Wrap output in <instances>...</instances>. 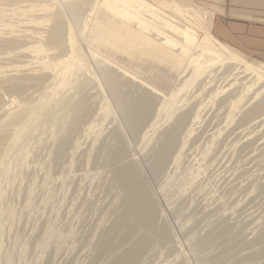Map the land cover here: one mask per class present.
<instances>
[{
	"label": "rangeland",
	"instance_id": "rangeland-1",
	"mask_svg": "<svg viewBox=\"0 0 264 264\" xmlns=\"http://www.w3.org/2000/svg\"><path fill=\"white\" fill-rule=\"evenodd\" d=\"M91 1L35 0L14 36L0 15L24 37L0 70L27 77L0 82V264H264V79L197 50L209 15L178 49Z\"/></svg>",
	"mask_w": 264,
	"mask_h": 264
},
{
	"label": "bare ground",
	"instance_id": "bare-ground-1",
	"mask_svg": "<svg viewBox=\"0 0 264 264\" xmlns=\"http://www.w3.org/2000/svg\"><path fill=\"white\" fill-rule=\"evenodd\" d=\"M28 2H25V4L27 5L29 3V0H27ZM31 1V0H30ZM44 1V0H43ZM46 1V0H45ZM63 1V6L64 8L66 9V11L71 15V13L73 14V16L75 14H79V11L82 10V8L85 6V9L87 7V4L91 3L92 1L90 0H62ZM78 1V2H77ZM88 1V3H87ZM153 2V5L150 4L149 2ZM8 2H12V0H0V15H2V19H5L6 21L5 22H8V25L6 26H9V28H6L7 30H4V35H9V36H14L16 35L17 33H19V31L23 28L25 29L26 26H24V23H27V22H40V21H43L44 18H39L37 17L36 15L38 16H43L44 14H42L45 10H46V7L45 10L44 8L42 9L40 7V10H44L42 13L40 14H37V13H34L35 16H31L30 18V15L31 13L33 14V11H38V8L37 5L38 4H41L42 6L44 4H42V0L39 1L37 0V5H34V6H31L33 4H35V0H33L31 3V5L29 6V4L25 6H23L21 3H24V1H20V2H14L13 4H15V6L19 3L20 4V7H14L12 5V3L8 4ZM41 2V3H39ZM148 2V3H147ZM146 1H143V0H107L104 2V9L107 10V12L111 13H115V15L117 14H121V16H124L126 17L125 19H127L129 21L132 22V20H134L136 22L137 25H135V22L132 23L134 25H132L133 27L134 26H143L145 24H150L152 26V28H154L158 34V36L160 37L159 39L161 41L164 40V44L165 42H171V43H174L176 44V47L177 45H179L180 48L178 49H189V47H191L194 43V38H192V34H191V29H198L200 27H203L205 26L204 24L202 25L201 22L204 21L206 18H208V15H209V20H211V14L207 13L206 11H201V9L199 7H197L195 4H193L190 0H147ZM43 3H46V2H43ZM52 3L53 0H52ZM18 4V5H19ZM10 5H12L13 7H11ZM22 5V6H21ZM48 6L47 9L50 8L49 4L46 5ZM90 6V4L88 5V7ZM91 7H89L90 9ZM102 8V9H103ZM48 11V10H47ZM52 13H50L51 15L53 14H56L55 13V8H54V4L52 5ZM101 11V9H100ZM102 11H105V10H102ZM28 12V14H27ZM47 13V12H46ZM80 13H82L80 11ZM101 13V14H99ZM98 15H101L100 17L104 16L105 17V13L103 12H99ZM102 13L104 15H102ZM30 14V15H29ZM48 14V13H47ZM48 14V15H50ZM27 15V16H26ZM48 15L44 16V17H47ZM41 16V17H42ZM109 16V15H107ZM1 17V16H0ZM4 17V18H3ZM37 17V18H35ZM50 17V16H48ZM103 17V18H104ZM146 17V18H145ZM102 18V19H103ZM107 18V17H105ZM99 21L98 23H102V24H99V26L102 27V25H105L104 21L102 22L100 20V18L98 17ZM111 19V18H110ZM118 19V18H117ZM119 19H122L124 20V18H119ZM109 20V18L107 19ZM113 21V20H112ZM111 21V22H112ZM119 21V20H117ZM115 21V22H117ZM96 22V21H95ZM106 22V21H105ZM109 22L110 25H114L113 22L111 23ZM123 21H121L122 23ZM126 21L125 23L128 24ZM129 22V23H131ZM13 23V24H12ZM108 24V23H107ZM106 24V25H107ZM119 23L117 22L115 25H118ZM125 24V25H126ZM201 24V26H200ZM96 28L98 29L97 25H95ZM124 26V23L121 25V27H119L120 29ZM131 26V27H132ZM148 27L151 28V26L147 25ZM25 27V28H24ZM46 27V26H45ZM112 27V26H111ZM114 27V26H113ZM112 27V28H113ZM117 27V26H116ZM128 27V26H127ZM118 28V27H117ZM123 28H126V26H124ZM139 28V27H137ZM136 28V29H137ZM205 28V38L204 40H202L200 43H197L196 44V47H197V50L199 49V51L202 49L204 51V53L208 56L211 54V56H209L211 58V60L214 62L218 60H221L222 62L226 61L228 62V66L233 65L235 66L236 68H238L241 71H243L244 73H247V77L249 75H253L255 77V80L259 81L262 79H264V64L262 63H259L257 61H254V60H250L249 58H247L244 54H242L241 52L235 50V49H232L228 46H226L225 44L221 43L220 41H218L216 38H214L210 32V28H211V23L209 21V24L207 25V27H203ZM30 29V32L31 34L28 35V38L25 40L26 42L28 41V39L31 37V35H33V37L35 38H38L37 40H49V39H52L53 37H63V35L65 36V31L67 30V26L65 24H60L59 26L55 27V28H50L48 27V30H45L44 29V26H35V27H32V28H29ZM101 28L99 27L98 30H100ZM132 29V28H131ZM142 29V28H141ZM144 29V28H143ZM2 30V29H1ZM27 30H28V27H27ZM133 30V29H132ZM138 30V29H137ZM150 30V29H148ZM3 31V30H2ZM123 31V30H122ZM125 31V30H124ZM123 31V32H124ZM127 31V29H126ZM128 31H131L128 29ZM145 31V30H144ZM22 32H25L24 30ZM135 32H139L138 31H135ZM151 32L153 33V31L151 30ZM3 32L0 31V53L2 50V53L3 52H7L8 50H5V49H8V47L10 48L11 46L13 48H19L18 45H20V43L16 44V42L14 40H18V39H6L5 37H3L4 35L2 34ZM21 33V32H20ZM131 33V32H130ZM151 33V34H152ZM203 33V34H204ZM14 34V35H13ZM24 34V33H23ZM27 34V33H26ZM36 34V36H35ZM132 34V33H131ZM130 34V35H131ZM139 35L140 34H143V33H138ZM150 34V35H151ZM156 34V36H157ZM25 35V34H24ZM128 35V34H127ZM128 35V36H130ZM139 35H135V38ZM169 35V36H168ZM20 36V35H19ZM154 36V34H153ZM23 37V35L21 36ZM152 37V36H151ZM155 37V36H154ZM2 38H5V40ZM24 38V37H23ZM23 38H20L21 40ZM34 38V39H35ZM140 38V37H139ZM163 40H162V39ZM31 39V38H30ZM29 39V40H30ZM33 39V38H32ZM31 39V40H32ZM155 39V38H154ZM158 39V38H157ZM158 39V40H159ZM156 40V39H155ZM159 40V41H160ZM2 41V42H1ZM33 41V40H32ZM154 41V40H152ZM160 41V42H161ZM18 42V41H17ZM23 40H22V45H23ZM25 42V43H26ZM31 42V41H29ZM159 42V43H160ZM24 43V44H25ZM148 43V42H146ZM162 43V42H161ZM152 44V43H150ZM173 44V46H174ZM149 45V44H148ZM167 45V44H166ZM171 46V45H170ZM21 47V46H20ZM12 48V49H13ZM16 48V50H17ZM201 48V49H200ZM12 49H10L11 53L12 52H15V51H12ZM20 49V48H19ZM18 49V50H19ZM15 50V49H14ZM166 51V50H165ZM202 52V51H201ZM10 53V52H9ZM1 56H3L2 54H0ZM6 55V54H5ZM13 55V56H11ZM16 55V53H15ZM14 54H10V57H14L15 56ZM16 57V56H15ZM14 57V58H15ZM19 59H21V57L18 55ZM25 58H28V57H25ZM10 59V58H8ZM22 59H24L22 57ZM16 60V58H15ZM14 60V61H15ZM25 60V59H24ZM27 60V59H26ZM12 61V62H14ZM18 62V61H16ZM25 62V61H24ZM222 62H218V63H222ZM226 62L222 63V67L225 68L226 67ZM19 63V62H18ZM22 63H23V60H22ZM26 63V62H25ZM17 64V63H16ZM223 64H225V66H223ZM232 67V66H231ZM228 70V69H227ZM237 70V69H236ZM237 70V71H239ZM223 71V70H222ZM230 71V70H229ZM228 71V72H229ZM236 72V71H235ZM231 73V71H230ZM21 72L19 71H14V69L12 70H8V71H4V70H0V82L3 81L4 79L6 81H8V84L6 85H9L10 84H14L15 82L19 81V80H22L24 81L23 79H21ZM239 74V73H238ZM241 74V73H240ZM238 75V78L241 77V75ZM23 75V74H22ZM40 75V74H38ZM232 75V74H231ZM245 76V75H244ZM25 77V81H26V76H23ZM245 77V78H247ZM250 78V77H248ZM242 79V78H241ZM37 80H39V78H37ZM42 80V79H41ZM40 80V81H41ZM232 80V79H231ZM251 80V78H250ZM6 81H3V82H6ZM21 81V82H22ZM24 81V82H25ZM241 81V80H240ZM247 81V80H246ZM21 82H19L21 84ZM244 82V81H243ZM253 82V81H252ZM221 83V82H220ZM233 83V82H232ZM242 83V82H240ZM248 83V82H247ZM246 83V84H247ZM15 85L14 87L13 86H9V88H7L5 85L2 84V86H5L6 88H2V89H6V90H15L18 91L19 89L21 90V85ZM23 84V83H22ZM250 85L252 83H249ZM25 85H26V82H25ZM241 85V84H240ZM1 86V85H0ZM226 86V85H225ZM23 87V86H22ZM229 87V86H228ZM244 87V86H243ZM246 87V86H245ZM244 87V88H245ZM226 88V87H225ZM262 89V88H261ZM13 90V91H14ZM18 91V92H21V91ZM3 91V90H2ZM14 93V92H13ZM15 94V93H14ZM4 131V130H3ZM3 133V132H2ZM5 133V132H4ZM16 133V132H15ZM6 134V133H5ZM4 134V135H5ZM3 134L0 135V144L2 145L3 142L2 141H5L7 142L3 137H2ZM11 136V135H10ZM9 136V133H8V138L10 137ZM4 139V140H3ZM12 139V137H11ZM15 139V138H14ZM13 139V140H14ZM10 143V141H8ZM13 142V141H12ZM6 144V143H5ZM8 144V143H7ZM4 147V146H2ZM11 147V146H9ZM5 150V149H4ZM2 152V150L0 151ZM9 152V151H8ZM5 153V152H4ZM1 154V153H0ZM3 154V153H2ZM8 154V153H6ZM2 159V157H1ZM0 159V160H1ZM3 160V159H2ZM3 162V161H1ZM146 158L144 159V164H143V167H141V169L144 168L147 169L146 165ZM1 164V163H0ZM148 164V163H147ZM142 166V165H141ZM142 171V170H141ZM147 171V170H146ZM149 179H152V178H149ZM146 180V179H144ZM150 181V180H149ZM155 181V180H154ZM147 182V181H146ZM152 182V183H150ZM149 183L150 184H153V181H150ZM140 183V182H139ZM138 183V184H139ZM155 184V182H154ZM137 185V184H136ZM147 186V185H146ZM145 186V187H146ZM137 187V186H136ZM140 187V186H139ZM151 187H154V186H151ZM139 189V188H138ZM163 199V198H162Z\"/></svg>",
	"mask_w": 264,
	"mask_h": 264
},
{
	"label": "crops",
	"instance_id": "crops-1",
	"mask_svg": "<svg viewBox=\"0 0 264 264\" xmlns=\"http://www.w3.org/2000/svg\"><path fill=\"white\" fill-rule=\"evenodd\" d=\"M198 1L211 11L214 38L230 48L264 54V0Z\"/></svg>",
	"mask_w": 264,
	"mask_h": 264
}]
</instances>
